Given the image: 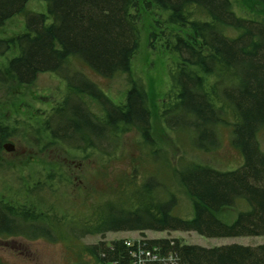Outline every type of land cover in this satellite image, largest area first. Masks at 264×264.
Wrapping results in <instances>:
<instances>
[{"label":"trees","instance_id":"1","mask_svg":"<svg viewBox=\"0 0 264 264\" xmlns=\"http://www.w3.org/2000/svg\"><path fill=\"white\" fill-rule=\"evenodd\" d=\"M27 1L0 0V25L12 16L25 15L23 30L0 38V56L5 57L0 62V85L30 86L39 73L50 72L62 77L65 87L61 99L39 119L0 120V169L4 167L2 145L15 135L31 146L47 139L44 146L61 144L64 149L63 171L55 164L40 167L28 195L42 188L59 195L57 183L70 182V171L79 169V162L85 166L90 162L95 172L94 156L100 163L116 159L121 136L134 128L145 146H154L149 94L141 81L130 76L132 59L142 42L140 17L146 12L160 15L151 22L148 35L161 39L169 55L170 88L157 116L171 130L184 131L186 122L191 123L193 146L203 150L216 146L217 126L229 124L232 144L243 160L230 170L199 162L175 168L192 202L188 218L172 212L176 206L172 192L161 201L153 193L156 188L160 191V182L154 178L138 186L135 176L125 178L127 185L108 178L105 189L116 190H109L116 199H100L88 214L71 210V203L60 211L53 201L36 208L0 198V237L53 241L66 235L79 238L145 229L193 230L207 237L264 235V151L257 140L264 125V15L239 14L233 0H45L46 13L30 12ZM245 1L264 7V0ZM73 59L103 78L128 73L130 85L123 101L114 102L95 80L72 67ZM87 97L101 113L90 108ZM150 152L160 157L155 147ZM78 153L81 160L76 166L70 159ZM82 190L77 183L74 196H81ZM86 192L91 194L90 189ZM242 202L244 207H236ZM224 210L236 211L231 222L220 218ZM146 239L134 240L132 246L124 239L110 243L101 239L82 247L89 261L75 264H133L135 252L153 249ZM149 242L176 250L177 264H264V243L206 247L168 237ZM145 262L141 264L163 263L162 259Z\"/></svg>","mask_w":264,"mask_h":264},{"label":"rangeland","instance_id":"2","mask_svg":"<svg viewBox=\"0 0 264 264\" xmlns=\"http://www.w3.org/2000/svg\"><path fill=\"white\" fill-rule=\"evenodd\" d=\"M236 12L242 15L263 16L264 7L254 5L249 1L233 0ZM26 9L34 13H46L45 0H28L25 4ZM24 14L12 16L0 25V38L13 36L24 29ZM160 18L152 12H146L141 15V45L137 54L133 57L130 76L137 81H141L149 94V105L152 108V138L154 146H145L141 133L136 128L121 136L123 139L120 143V151L116 159L109 163H100L97 155L96 170L92 171L90 162H79V169L70 171V182L57 183L62 193L55 195L46 188H42L40 193L28 195L27 190L31 188L37 176V170L40 167L50 168L51 164L63 171L62 153L64 152L61 144H54L53 148L44 146L47 139H43L37 145H29L24 142L21 136L15 135L6 142L14 144L11 152L3 149L4 167L0 169V198L13 203H28L32 207L45 208L53 201L55 209L63 211L71 206V210L78 213L88 214L93 204L100 199L115 196L116 194L105 189V182L112 178L114 183H123L127 185L125 178L134 177L135 186L141 185L147 178H154L160 182V191L154 189L159 200L165 198L172 192L176 196V206L173 209L174 214L184 218L192 216V202L186 192L183 191L176 177L175 168H181L188 162H199L211 165L221 170H230L239 166L242 162V156L239 150L232 144L231 133L232 127L228 124L218 125L217 144L214 148L203 150L193 146L194 134L185 131H169L166 124L157 116V109L161 108L162 102L165 101L166 92L170 88L166 67L169 55L164 49L163 41L156 36L150 37L151 22ZM10 50L7 55L13 53ZM0 56V62L4 60ZM76 70L85 72L103 89L104 93L114 102H122L124 92L128 88L129 74H116L112 78H103L92 74L85 64L73 59L70 63ZM132 78V77H131ZM65 90L63 78L55 73L41 72L37 75L35 81L30 86H14L11 84L0 85V120L10 123L15 116L28 118L30 120L39 119L56 100L59 101ZM90 108L96 113H101L98 104L86 98ZM175 131V132H174ZM189 131V130H188ZM190 132V131H189ZM257 140L261 150L264 151V125L257 132ZM42 145V146H41ZM25 146H29L25 148ZM152 147L158 150L160 157H154L150 152ZM44 149L43 151H40ZM152 154V155H151ZM69 157V156H68ZM74 165L81 160L80 154L72 156ZM50 161V162H49ZM170 162L171 165L167 166ZM100 163V164H99ZM75 166V167H76ZM136 171V172H135ZM136 173V174H133ZM77 183L85 191L81 196H74L73 189ZM163 183V184H161ZM104 186V187H103ZM68 188L69 190H66ZM72 189V190H70ZM90 189L91 194L87 193ZM66 190V191H65ZM110 190V191H109ZM108 192H110L108 194ZM159 193V194H158ZM68 197V199L66 198ZM111 198V197H110ZM116 199V198H111ZM245 204L238 203L236 207H244ZM238 209V208H236ZM76 212V213H77ZM236 211L224 210L220 218L224 221L231 222L235 217ZM67 218L66 216H63ZM68 219V218H67ZM62 236V235H61ZM61 237L53 241L45 239L24 240L21 237H0V264H75L80 261H89L90 258L82 249L84 245L97 243L101 239L110 243L112 239L134 240L140 238H176L183 244H197L206 247L220 246L222 244L238 243L242 245L255 246L264 243V235L255 236H222L207 237L198 234L196 231H171V230H150L145 231H112L103 235L87 234L79 238Z\"/></svg>","mask_w":264,"mask_h":264},{"label":"bare ground","instance_id":"3","mask_svg":"<svg viewBox=\"0 0 264 264\" xmlns=\"http://www.w3.org/2000/svg\"><path fill=\"white\" fill-rule=\"evenodd\" d=\"M133 60V59H132ZM168 63H169V61H168ZM166 71H167V67H166ZM167 74H168V71H167ZM168 82H169V74H168ZM169 86H170V82H169ZM168 99H169V101H171V99H170V97H168ZM100 111H101V109H100ZM186 126L184 127V129H185V131L186 132H188V133H190V134H195V131H194V127L191 125V123H188V122H186V124H185ZM167 127V126H166ZM168 128V127H167ZM168 130L169 131H173V130H171V129H169L168 128ZM190 132H189V131ZM175 131H182V130H175ZM174 131V132H175ZM242 160H243V158H242ZM242 163V162H241ZM241 165V164H240ZM239 165V166H240ZM236 168H238V166L237 167H235L234 169H236ZM146 238V237H145ZM144 237L143 238H140L139 240H143V239H145ZM134 240H136V239H134ZM134 240H131L132 242H134ZM150 240H153V238H147L146 239V241L149 243V244H151L150 245V247L151 248H153V249H157L158 251H161V252H163L164 254H166L167 256L165 257L164 256V259L162 260L163 261V263L162 264H177V262H178V257H176V255L174 254V253H176V250H173V249H170V248H167V249H164L163 247H160V245H158V244H155V243H150L149 241ZM128 241H130V240H128ZM135 259H137V257H135ZM134 260V259H133ZM137 261H141V260H137ZM110 264H113V263H110ZM133 264H138V263H133Z\"/></svg>","mask_w":264,"mask_h":264},{"label":"built area","instance_id":"4","mask_svg":"<svg viewBox=\"0 0 264 264\" xmlns=\"http://www.w3.org/2000/svg\"><path fill=\"white\" fill-rule=\"evenodd\" d=\"M125 244L127 246H132L133 242L132 241H128L125 240ZM142 245H145V243H143ZM159 251L156 249H149V248H141L140 250H138L137 252H135V256L137 257V259L135 260L136 263L141 264L145 261H149V260H157V259H164V257H159ZM137 260H141V261H137ZM134 262V263H135ZM146 263V262H145Z\"/></svg>","mask_w":264,"mask_h":264},{"label":"water","instance_id":"5","mask_svg":"<svg viewBox=\"0 0 264 264\" xmlns=\"http://www.w3.org/2000/svg\"><path fill=\"white\" fill-rule=\"evenodd\" d=\"M2 146L6 152H11L14 149V144L10 142H4Z\"/></svg>","mask_w":264,"mask_h":264}]
</instances>
